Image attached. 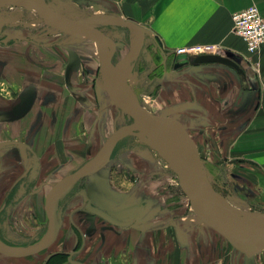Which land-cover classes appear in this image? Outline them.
<instances>
[{
    "label": "crops",
    "instance_id": "obj_1",
    "mask_svg": "<svg viewBox=\"0 0 264 264\" xmlns=\"http://www.w3.org/2000/svg\"><path fill=\"white\" fill-rule=\"evenodd\" d=\"M252 5L258 6L264 15V0H156L149 7L147 22L143 23L149 33L138 59L140 69L145 70L139 69L136 76L141 81L149 74L151 85L156 83L157 89L164 91L176 89L173 97L180 100L185 96L177 92L176 83L181 80L177 75L185 68L193 66L230 73L234 80L229 89L237 92L242 86L247 96L252 93V101L246 103L249 111L240 136L244 137L246 176L264 188V46L259 54L249 55L244 42L234 34L232 22L233 13ZM196 45L211 46L206 53L224 49L226 53L218 54L238 62L245 71L244 75L241 74L244 79L218 63L189 64L175 70L176 50ZM62 52L61 44L35 46L23 41L0 45V144L9 141L25 144L4 145L0 152V202L3 203L0 206V244L5 245L8 251L36 247L46 241L49 236L47 202L50 192L78 169L80 163L90 165L118 127V114L115 116L110 109L109 98L104 104L99 97L97 85L89 75L93 72L88 67L82 70ZM244 57L256 58V68L251 67L257 72L256 80L255 73L252 74L243 64ZM181 82L190 83L189 77ZM217 82L223 83L220 79ZM233 95L226 94L223 98L233 99ZM221 100L220 106L224 104ZM238 134L235 133L234 137ZM30 154L36 156L38 181L43 193L23 195L20 191L24 184L17 193L10 192L20 179L30 178L33 162ZM103 164L104 161L101 168L85 176L84 187L89 201L117 219L130 222L128 226H115L83 210V199L72 195L78 184L73 182L69 186L74 184L75 188L60 196L55 206L59 208L56 215L59 229L54 243L26 257L0 252V264H223L224 237L216 230H194L172 221L169 224L166 219L159 221V214L147 215L144 222L142 219L138 222L142 216L140 209L136 208L142 202V196L134 193L135 199H132L130 195L132 190H136V185L126 190L127 182L116 177L114 164ZM87 166L86 170L90 167ZM139 167L143 168V164L140 163ZM53 178L57 181L52 184L50 179ZM85 178L79 179L80 182ZM58 189L53 192L51 200ZM131 201L137 203L134 206L137 211L133 214L123 208L126 202ZM14 202L19 203L16 207L23 204L26 208L33 205L31 202H36L33 207L37 208L38 222L47 224L36 233L37 237L22 236L20 239L6 234L8 223L4 215ZM148 202L151 207L152 199ZM44 217L47 223H43ZM23 219L24 216L18 218L24 233L28 230ZM71 253L73 262L69 261Z\"/></svg>",
    "mask_w": 264,
    "mask_h": 264
},
{
    "label": "rangeland",
    "instance_id": "obj_2",
    "mask_svg": "<svg viewBox=\"0 0 264 264\" xmlns=\"http://www.w3.org/2000/svg\"><path fill=\"white\" fill-rule=\"evenodd\" d=\"M44 1L56 11L73 19H83L98 15L99 21L93 23L92 27L103 31L109 37V45L112 48L110 55L112 64H118L128 55H133L131 73L137 101L152 114L174 117L184 125L190 137L198 144L201 167L206 179L211 184V188L230 204L235 215L240 217L254 215L259 219L264 218V188L257 186L255 182L249 180L246 176L244 137L240 136V134H243L241 130L246 124L247 110L249 111L246 103L250 104L252 101L251 92L248 91L251 94L250 97L249 95L247 96V91L242 86L239 87L237 92L229 89L234 78L228 72H216L212 69L201 70L193 66L185 68L182 73L177 75V78L180 77L181 79L176 83V86H178L177 90H179L177 92L184 93V99L180 98L179 100V98L173 97L176 89L175 91H164L157 89L156 83L151 85V77L146 73L147 70L145 72L147 75L143 76L140 81L136 76V72H139L140 69L138 57L141 51L135 48L136 44L141 41V39L137 41L140 37L139 32L134 28L118 25L110 26L105 23H115L118 19H123L132 20L144 27L143 23L147 22L149 7L156 0ZM23 41L32 43L35 46L38 44H61L64 56L69 57L72 62H76L82 70L88 67L87 69L93 72L89 75L93 77V83L97 85L96 91L99 92V97L103 99L104 104L108 103L107 98H109L110 109L114 111L115 116L118 114V127L115 132L120 128L134 124L135 121L132 117L112 104V99L100 74V46L98 40L92 37L84 39L79 36L66 34L48 25L35 9L11 6L0 1V45H10ZM212 51H214L213 54L226 53L222 48L213 49ZM237 60L240 59L237 58ZM243 60V64L248 67L249 71L252 74L255 73L254 79L256 80L257 72L251 68L256 66V58L251 57L249 59L244 57ZM122 66L123 63L118 66L119 70ZM224 67L244 79L233 68ZM140 70L142 71L143 69ZM183 77H189L190 83L186 84L187 80L181 82L184 79ZM217 79H220L221 82L223 81L222 85L217 82ZM144 87L147 88L145 89ZM182 88H185V90ZM231 93H234L233 99L224 100V95ZM221 94H223L222 100L220 99ZM220 100L221 103L222 101L224 103L222 106H220ZM136 132L133 129L118 136L103 161L104 164H114L116 177H120V179H124L127 182L126 190H131L136 185V190H132L130 195L132 199H135L134 193L142 196V202H139V206L136 208L140 209L142 216L139 219V215H136L137 219H139L138 222L141 219L144 222L149 215L159 214L161 216L159 221L166 219L169 224H172L170 222L172 221L173 223H179L183 227L189 226L194 230L200 229L202 231L204 228L215 232V229L204 222L192 208L190 200L182 190L178 176L171 163L158 149L144 141ZM235 133H239L236 138L234 137ZM30 156L33 161L30 168V178L20 179L19 184L10 192L17 193L21 184H24L23 189L20 191L23 195L28 192L43 193V187L38 181L40 177L38 175L39 166L36 162V156L32 154ZM94 159L90 165L87 164L88 166H86L92 168ZM134 163L137 165H134ZM140 163L143 164V168L139 167ZM80 164L79 168L77 167L78 169L70 171V175L86 170L85 164ZM81 166H84V169ZM64 173L66 172L63 171ZM42 178L44 177L42 176ZM86 179L81 182L80 180L74 182V184L78 183L76 188L72 184L73 186L64 188V190L70 193V188L72 189V187L75 189L85 188ZM50 180L53 184V182L57 181V178ZM51 185L44 190V194L47 193ZM75 189L72 193H75ZM72 195L75 197L74 194ZM73 197L70 196L71 199ZM150 198L152 199L151 207L148 202ZM136 199L138 200L139 198L137 197ZM66 203L62 207V211L65 210ZM2 204L0 202V206ZM17 204L19 203L14 202L8 213L5 214V211L3 213V215L5 214L4 219L8 223L5 229L6 234L10 235L11 238L20 239L22 236L37 237L36 233L47 224L38 222L39 217L35 214L36 207H33L36 202H31L33 205L28 208L23 206V204L16 207ZM135 204L137 203L134 201L126 202L123 208L128 209V212L133 214L137 211L134 207L136 206ZM58 210V207L53 209L57 216ZM21 216H24L22 221L27 225L26 229L28 232H22L20 220H18ZM42 220H44L43 223L46 222L45 217ZM199 221H201L200 224H203V226L199 224ZM24 231L26 230L24 229ZM222 240V244H224L222 248L223 264H231V262L232 264H264V249L250 255L237 250L227 239L222 238ZM230 259H232L231 262Z\"/></svg>",
    "mask_w": 264,
    "mask_h": 264
},
{
    "label": "water",
    "instance_id": "obj_3",
    "mask_svg": "<svg viewBox=\"0 0 264 264\" xmlns=\"http://www.w3.org/2000/svg\"><path fill=\"white\" fill-rule=\"evenodd\" d=\"M11 6L17 7H29L35 9L43 18V20L50 26H53L60 31L78 36L77 33H86L90 37L97 39L100 46V74L103 82L109 92L112 99V104L115 105L121 111L127 113L134 119V124L118 129L105 143L101 151L97 154L94 159V165L85 171L74 173L54 187L53 191L48 196L47 208L49 215V236L44 243L39 246L20 249L17 252L8 251L6 246L0 244V252L10 256L26 257L37 254L47 248H49L56 240L59 225L56 222V215L51 208V196L57 188L64 187L65 185L71 184L89 174H92L98 170L103 162L104 154L110 149L115 139L121 134L130 132L136 127L138 120L146 121L152 127H171L174 129L175 134L169 132L171 139L170 153L174 170L178 176L179 183L182 190L190 200L191 206L196 214L209 226L214 228L219 234H221L233 247L237 250L246 254H255L259 249L253 244L255 241L264 238V218L249 225L248 227L242 228L240 226H233L223 222L217 215V206L211 197L205 192L201 185V179L206 178L201 167L200 156L197 150V146L194 140L188 134L184 125L176 118L171 116H156L149 112L143 105L125 97L117 88L114 77L111 71V59L110 55L112 48L109 45V37L101 30L92 27L93 23L99 21L98 15H93L83 19H73L61 12L56 11L44 0H0ZM106 25H118L124 27L134 28L139 32L141 41L137 44L136 48L141 49L146 35L149 33L147 29L137 24L132 20L118 19L115 23L107 22ZM80 37V36H79ZM218 63L230 68H233L240 74H245V71L241 68L238 62L234 59L219 54H204L195 57L192 61L184 57H178L174 69L177 70L189 64H209ZM9 144L25 145L18 141H9L0 144L1 146ZM197 175V176H196ZM196 176V177H195ZM80 194L84 198L86 209L108 221L109 223L125 227L130 222H125L117 219L116 217L109 214L107 211L92 206L89 201V196L86 190H82ZM221 207V206H220ZM238 241L243 244L239 245ZM72 254H70L69 261L73 262Z\"/></svg>",
    "mask_w": 264,
    "mask_h": 264
},
{
    "label": "bare ground",
    "instance_id": "obj_4",
    "mask_svg": "<svg viewBox=\"0 0 264 264\" xmlns=\"http://www.w3.org/2000/svg\"><path fill=\"white\" fill-rule=\"evenodd\" d=\"M24 8H29V7H24ZM29 9H31V8H29ZM75 33L84 39H90L91 38L88 34H86L84 32H82V33L75 32ZM140 39H141V36L139 37V39H137V41H140ZM95 40H97V39H95ZM137 44H136V46H137ZM132 58H133V55L130 54L127 57H125L120 63L111 65V71H112V74L114 77L115 84H116L117 88L119 89V91L121 92V94H123L125 97L139 103L137 101V95H136V91L134 89V80H133V76L131 73L132 67H133L132 62H131ZM121 63H123V66L119 70L118 66ZM134 130L137 131L136 133L138 134V136H141L144 141H146L148 144H150L154 148L158 149L165 156V158L171 163V166L173 167L172 159H171V153H170L171 139L169 137V132L172 135L175 134V131L173 128H171V127H164V128L152 127L146 121L138 120ZM121 135H123V134H121ZM195 144H196V142H195ZM196 146H197V144H196ZM109 150L104 154L103 158H105L107 156ZM197 150H198V147H197ZM198 153H199V150H198ZM200 182H201V185L204 188L205 192L208 193V195L211 197V199L216 204L218 203L221 206V207L217 206L216 212H217V215L220 217V219L223 222H225L227 224H231L233 226L237 225V226H240L242 228H245V227H248L249 225L261 220L258 217H255L254 215H244L241 217L235 215L234 210L232 209L230 204H228L225 200H223V198H221L217 193H215L213 188H211L210 182L206 178H202ZM64 188H69V184L67 186H64V187L57 190L56 194L54 195V197L51 200L52 210L56 206L58 198L66 193V190H64ZM238 244L242 245L243 243L241 241H238ZM253 244L259 250L264 249V238L255 241ZM19 250L20 249H15V250H10V251L11 252H17Z\"/></svg>",
    "mask_w": 264,
    "mask_h": 264
},
{
    "label": "built area",
    "instance_id": "obj_5",
    "mask_svg": "<svg viewBox=\"0 0 264 264\" xmlns=\"http://www.w3.org/2000/svg\"><path fill=\"white\" fill-rule=\"evenodd\" d=\"M233 32L245 44L249 55H257L264 46V15L258 6L252 5L232 15ZM212 47L200 45L182 47L176 50L177 57L192 59L210 51Z\"/></svg>",
    "mask_w": 264,
    "mask_h": 264
},
{
    "label": "flooded vegetation",
    "instance_id": "obj_6",
    "mask_svg": "<svg viewBox=\"0 0 264 264\" xmlns=\"http://www.w3.org/2000/svg\"><path fill=\"white\" fill-rule=\"evenodd\" d=\"M82 190H86L85 188H79V189H75V193H74V195L75 196H78V197H81L82 199H83V201H84V198H83V196L80 194V192L82 191ZM88 194V193H87ZM92 204V203H91ZM92 206H94V207H96V208H99V207H97V206H95V205H93L92 204ZM82 209L83 210H85V211H87L88 213H90V214H92V215H95L94 213H91V212H89L87 209H86V207H85V202H84V204H83V206H82ZM110 214V213H109ZM95 216H97V215H95ZM97 217H99V216H97Z\"/></svg>",
    "mask_w": 264,
    "mask_h": 264
}]
</instances>
